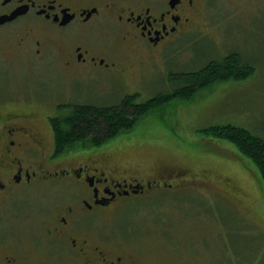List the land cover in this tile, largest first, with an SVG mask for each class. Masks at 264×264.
Returning <instances> with one entry per match:
<instances>
[{"label": "rangeland", "instance_id": "obj_1", "mask_svg": "<svg viewBox=\"0 0 264 264\" xmlns=\"http://www.w3.org/2000/svg\"><path fill=\"white\" fill-rule=\"evenodd\" d=\"M75 1L101 4L103 0ZM67 30L64 35L52 34L50 44L56 57L73 44ZM120 32L113 21L88 24L79 29L75 42L93 34L104 43L117 39ZM21 37V31H15L0 41V59L5 62L0 72L4 93L0 103L5 96L21 97L25 103L42 99L50 102L46 111H54V103L68 97L85 99L89 105H119L129 92H140L136 101L147 103L172 91L182 81V73L198 71L234 53L251 65L253 71L246 77L213 81L192 98H176L154 107L138 117L132 130L103 144L126 145L115 156L143 179H151L166 167L172 174L181 169L182 175L166 180L163 188L121 198L113 209L100 212L98 219L92 214L88 230L111 235L112 241L130 249L138 264H264V181L258 165L232 142L204 131L212 125L234 124L264 138V0H207L199 26L172 42L152 68L142 73L136 67L133 72L127 69L129 78L119 82L99 73V79L81 75L76 82L88 84L72 86L75 79L58 64L59 70L54 71L53 66L35 68L30 56L12 58L2 51L9 42V52L18 49ZM109 82L117 83V88ZM133 108L128 110L136 111ZM94 135L87 133L89 141L85 140L93 142ZM46 197L38 192L13 201L11 207L36 211L45 205ZM16 214L14 221L6 219L5 231L26 240L40 219L37 215L32 223L23 211ZM0 226H4L1 219Z\"/></svg>", "mask_w": 264, "mask_h": 264}, {"label": "flooded vegetation", "instance_id": "obj_2", "mask_svg": "<svg viewBox=\"0 0 264 264\" xmlns=\"http://www.w3.org/2000/svg\"><path fill=\"white\" fill-rule=\"evenodd\" d=\"M206 3L207 0H103L101 4L0 0V41L15 31L22 34L18 49L9 52V42L2 51L12 58L19 54L30 56L31 67L35 68L53 66L52 71L59 70L56 63L75 79L72 86L88 84L76 82L81 75L99 79V73L108 74L111 82H119L129 78L127 69L133 72L136 67L142 73L152 68L154 61L162 60L172 42L201 24ZM15 12L18 13L10 19L6 17ZM104 21H113L121 28L117 39L97 42L90 34L75 42L79 29L88 24L99 26ZM65 30L74 41L62 56L59 53L56 57L51 37L54 32L64 35ZM4 63L0 59V72L4 71ZM111 82L117 88V83ZM4 99L0 103V219L4 221L0 226V264H138L130 249L112 241L111 235L90 232V217L94 214L98 219L100 212L113 209L123 197L153 187L163 188L171 177L180 178L182 170L172 174L169 168H162L151 179L133 175L131 166L115 156L126 145H78L59 151L53 121L75 104H89L85 99L54 101V111L44 110L50 102L42 99L28 103L21 97ZM98 137L90 139L95 142ZM85 138L80 140H88ZM44 187L48 188L38 189ZM38 192L47 195L41 209L11 207L13 201ZM20 211L30 216L31 222L37 215L40 219L26 240L5 231L6 219L14 221Z\"/></svg>", "mask_w": 264, "mask_h": 264}, {"label": "trees", "instance_id": "obj_3", "mask_svg": "<svg viewBox=\"0 0 264 264\" xmlns=\"http://www.w3.org/2000/svg\"><path fill=\"white\" fill-rule=\"evenodd\" d=\"M252 71L253 67L242 63L240 56L234 53L221 62L211 61L198 71L182 73V81L172 91L159 94L147 103L139 104L135 101L137 95H127V99L125 98L126 100L124 99L119 105L75 104L60 117L54 118L57 121H53L56 130V147L59 151H63L66 147L80 145L82 144L80 138L87 136V133H95L99 137L95 142L84 141L83 144L103 145L121 133L132 130L140 119L138 117L154 107L176 98L184 100L192 98L198 90L213 81L230 77L243 78ZM132 107L136 108L138 113L129 111ZM130 112L134 115H129ZM204 131L218 139L232 142L242 154L250 157L258 165L264 181V138L246 127L234 124L212 125ZM103 133L105 135H102Z\"/></svg>", "mask_w": 264, "mask_h": 264}, {"label": "water", "instance_id": "obj_4", "mask_svg": "<svg viewBox=\"0 0 264 264\" xmlns=\"http://www.w3.org/2000/svg\"><path fill=\"white\" fill-rule=\"evenodd\" d=\"M18 13V12H17ZM16 12L14 13V14H12L11 16H6L8 19H10L11 17H13L15 14H17ZM71 18V16H69V17H65V20H68V19H70Z\"/></svg>", "mask_w": 264, "mask_h": 264}]
</instances>
